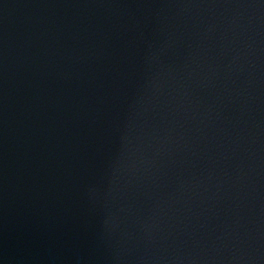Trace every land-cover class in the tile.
Listing matches in <instances>:
<instances>
[{
	"label": "water",
	"instance_id": "1",
	"mask_svg": "<svg viewBox=\"0 0 264 264\" xmlns=\"http://www.w3.org/2000/svg\"><path fill=\"white\" fill-rule=\"evenodd\" d=\"M0 264H264V0H0Z\"/></svg>",
	"mask_w": 264,
	"mask_h": 264
}]
</instances>
